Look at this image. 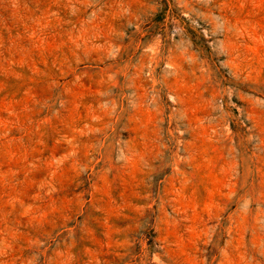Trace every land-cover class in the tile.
Listing matches in <instances>:
<instances>
[{"label":"rangeland","instance_id":"374dc122","mask_svg":"<svg viewBox=\"0 0 264 264\" xmlns=\"http://www.w3.org/2000/svg\"><path fill=\"white\" fill-rule=\"evenodd\" d=\"M0 264H264V0H0Z\"/></svg>","mask_w":264,"mask_h":264}]
</instances>
